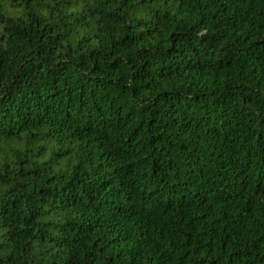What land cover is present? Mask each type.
<instances>
[{"label": "trees", "instance_id": "trees-1", "mask_svg": "<svg viewBox=\"0 0 264 264\" xmlns=\"http://www.w3.org/2000/svg\"><path fill=\"white\" fill-rule=\"evenodd\" d=\"M0 264H264V0H0Z\"/></svg>", "mask_w": 264, "mask_h": 264}]
</instances>
